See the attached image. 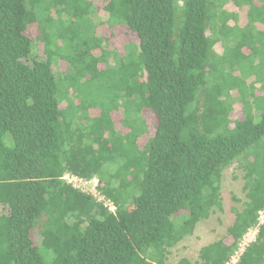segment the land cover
I'll return each instance as SVG.
<instances>
[{
	"label": "trees",
	"instance_id": "obj_1",
	"mask_svg": "<svg viewBox=\"0 0 264 264\" xmlns=\"http://www.w3.org/2000/svg\"><path fill=\"white\" fill-rule=\"evenodd\" d=\"M94 1L103 0H0V264H166L171 248L224 209V172L236 164L246 200L232 207L231 240L178 261L222 264L264 207V81L247 88V76L233 75L238 62L225 67L215 45L249 44L253 55L261 39L238 37V14L219 0H108L105 23L137 40L121 54L97 29L84 37L88 16L95 28L104 23ZM230 1L251 14L248 26L264 22V0ZM55 57L74 83L67 95ZM114 57L116 94L90 108L77 77L107 73ZM237 102L244 115L233 120ZM72 108L83 110L79 119ZM66 171L98 176L115 212L66 184ZM239 264H264V225Z\"/></svg>",
	"mask_w": 264,
	"mask_h": 264
},
{
	"label": "rangeland",
	"instance_id": "obj_2",
	"mask_svg": "<svg viewBox=\"0 0 264 264\" xmlns=\"http://www.w3.org/2000/svg\"><path fill=\"white\" fill-rule=\"evenodd\" d=\"M222 3H227L225 5V8H227L230 11H234L238 14L237 19H235L233 23H238L239 26L234 28V33L237 34L238 37L245 38L249 37L251 40H257L261 39V44L259 45V51L256 54H251L250 52H247L245 48L249 47V44L246 45V47L236 50V43L232 40H226L224 45L220 41H218L215 45V49L218 53L222 54L221 58H224V64L225 67L230 69L231 61L238 62L240 64H236L234 67L236 68L233 72V75L237 77L244 78V76H247V88L250 89V83L253 81H256L257 79L260 81H264V28L260 27V23L263 25L264 22H258L254 24V26L249 24V21L251 20L248 12L243 11L238 6L235 5L233 1L230 0H219ZM94 3L97 4L98 8V15L101 21L104 23L107 22V19L109 17V13L106 10V5L109 4V1H97ZM259 10H253V15L257 17V13H259ZM96 13V12H95ZM247 13V14H246ZM96 16H88L84 21L86 24L84 28V37L85 38H92L95 36V29L99 32V34L106 36V38L109 37L106 43L103 44V46L108 50H117L119 53L123 54L125 51V46L128 43L136 42L135 35L130 32L126 26H109L107 23L99 24L97 28L94 26L96 25ZM232 31V30H231ZM30 34L32 36H35L36 33L34 31H31ZM250 40V41H251ZM223 42V40H221ZM41 48V49H40ZM40 50L38 52V55L43 56L44 55V46L41 44ZM226 50V53L223 51ZM225 55V56H224ZM58 60L57 57L54 58V62ZM105 67L104 69L111 68L107 73H100L99 77L93 78V79H87L83 77H77V80L75 82V85L77 88L82 90V94L86 95L87 103H93L92 107H97L96 105L100 104L101 102L109 103L110 98L114 97L116 94V91L112 90V84L114 83V69H115V57L113 65L109 62H104ZM103 63L99 64V69L103 70ZM56 70V76L59 83L60 93H63V95H67L68 89H70V86L74 83H70L67 80L65 82L63 81V74L57 73V72H64L66 69V64L63 62L59 63L56 62L54 65ZM260 83L256 84L257 94H261V88ZM111 86V88H110ZM237 110L232 113L231 118L233 120L240 119L243 117V108L240 102L236 103ZM91 109H87L88 112H86L87 117H89V111ZM80 111V113H77ZM69 116L71 118L79 119L80 116L83 114V110H77L72 108V110H69ZM85 112V110H84ZM144 113L146 114V118L151 125V131L153 132L156 126V120L155 118L147 114V111L145 110ZM114 118L117 116H122L121 113H114ZM85 118V117H84ZM143 138V137H142ZM7 143L9 145H12V137L10 133L6 134ZM140 144L142 143V139L140 140ZM236 164H232L228 166L224 172V178H223V196H224V209L218 210L215 213L212 214L207 219H203L197 226L195 232L186 238H184L179 244H177L175 247L171 248V252L169 254L168 262H177L181 257H189L191 261H196L199 258V251L200 248L203 245H206L214 240H217L219 238H225L228 233V227L233 223L235 214L232 211V207L235 205L238 207V209L243 208V202L246 200L245 191H244V179L242 176V172L240 170H236ZM236 175V176H235ZM234 196L238 197L240 201H237L234 199ZM184 211H180L177 214L174 215V219L177 221L176 217L180 213L182 214ZM227 238V237H226ZM228 241L231 240V238H227ZM196 259V260H194Z\"/></svg>",
	"mask_w": 264,
	"mask_h": 264
},
{
	"label": "built area",
	"instance_id": "obj_3",
	"mask_svg": "<svg viewBox=\"0 0 264 264\" xmlns=\"http://www.w3.org/2000/svg\"><path fill=\"white\" fill-rule=\"evenodd\" d=\"M60 178L72 188L92 196L98 202L102 203L111 211L115 212L116 206L114 202L102 192L101 180L98 176L86 177L71 171H66ZM263 225L264 207L258 211L256 223L254 225L249 226L246 232L238 240L237 246L232 252V254L222 264H239L242 256L245 254L250 245L257 241L261 227ZM166 264L177 263L167 262Z\"/></svg>",
	"mask_w": 264,
	"mask_h": 264
},
{
	"label": "crops",
	"instance_id": "obj_4",
	"mask_svg": "<svg viewBox=\"0 0 264 264\" xmlns=\"http://www.w3.org/2000/svg\"><path fill=\"white\" fill-rule=\"evenodd\" d=\"M217 240H218V239H217ZM214 241H215V240H214ZM212 242H213V241H212ZM210 243H211V242H210ZM208 244H209V243H208ZM206 245H207V244H206ZM203 246H204V245H203ZM203 246H202V247H203ZM174 247H175V246H174ZM202 247H201V248H202ZM201 248H200V249H201ZM182 258H187V257H181L180 259H182ZM180 259H179V260H180ZM188 259H189V257H188ZM198 259H199V258H198ZM179 260H178V261H179ZM189 260H190V259H189ZM194 260H196V259H194ZM178 261H177V262H175V263H177V264H178ZM192 262H195V261H192Z\"/></svg>",
	"mask_w": 264,
	"mask_h": 264
}]
</instances>
